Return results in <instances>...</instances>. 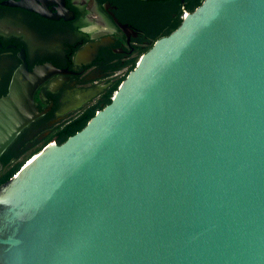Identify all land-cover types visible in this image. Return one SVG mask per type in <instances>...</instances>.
<instances>
[{
	"label": "water",
	"instance_id": "95a60500",
	"mask_svg": "<svg viewBox=\"0 0 264 264\" xmlns=\"http://www.w3.org/2000/svg\"><path fill=\"white\" fill-rule=\"evenodd\" d=\"M50 72H14L0 155ZM0 264H264V0H202L28 156L0 184Z\"/></svg>",
	"mask_w": 264,
	"mask_h": 264
},
{
	"label": "flooded vegetation",
	"instance_id": "af4514ba",
	"mask_svg": "<svg viewBox=\"0 0 264 264\" xmlns=\"http://www.w3.org/2000/svg\"><path fill=\"white\" fill-rule=\"evenodd\" d=\"M196 1L0 0V97L20 67L51 70L34 93L43 113L5 149L8 162L60 143L65 126L100 109L140 56ZM5 164L0 159V172Z\"/></svg>",
	"mask_w": 264,
	"mask_h": 264
},
{
	"label": "trees",
	"instance_id": "16d2710c",
	"mask_svg": "<svg viewBox=\"0 0 264 264\" xmlns=\"http://www.w3.org/2000/svg\"><path fill=\"white\" fill-rule=\"evenodd\" d=\"M201 1L202 0L196 1V3L192 6L191 10H193L197 5H199ZM111 96L112 94L110 93L106 95L104 105L110 101ZM95 111L96 110H87L81 116L74 119V121H72L69 125L65 126L61 131V135H62L61 142L64 141L69 135L81 129L89 120V118L93 116ZM0 159L6 163L3 170L0 172V184H1L2 182L6 181L14 174V172L20 167L22 162H24L25 158L8 162V155L5 152H3L2 155L0 156Z\"/></svg>",
	"mask_w": 264,
	"mask_h": 264
},
{
	"label": "built area",
	"instance_id": "2783aa9c",
	"mask_svg": "<svg viewBox=\"0 0 264 264\" xmlns=\"http://www.w3.org/2000/svg\"><path fill=\"white\" fill-rule=\"evenodd\" d=\"M186 14H187V12H184L182 17H184Z\"/></svg>",
	"mask_w": 264,
	"mask_h": 264
}]
</instances>
